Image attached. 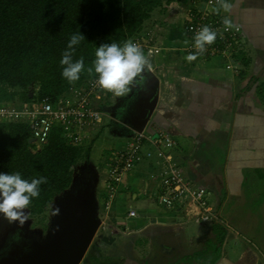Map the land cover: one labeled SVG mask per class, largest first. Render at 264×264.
Instances as JSON below:
<instances>
[{
    "label": "crops",
    "instance_id": "obj_1",
    "mask_svg": "<svg viewBox=\"0 0 264 264\" xmlns=\"http://www.w3.org/2000/svg\"><path fill=\"white\" fill-rule=\"evenodd\" d=\"M189 10L183 0L153 12L142 35L161 51L143 52L148 63L124 95L105 90L98 97L104 118L91 143L92 151L96 145L97 152L105 148L99 161L105 160L106 166L132 139L134 125L154 100L146 128L151 133L165 130L177 140L172 155L193 186L210 190L211 214L199 224L182 206L170 210L158 203L162 158L148 143L136 167L125 175L109 213L104 212L108 171L101 165L102 184L88 189L87 201L89 209L96 207L100 223L83 263L128 261L152 237L161 244L154 261L162 264H264V0H227L221 8L243 30L239 71L229 68L223 57L195 54L187 59L194 54L185 31ZM150 151L154 155L149 157ZM92 171L97 173V168ZM132 210L137 216L130 215ZM102 227L114 231L113 238L108 230L107 239L102 237ZM255 227L263 234L257 249L248 243Z\"/></svg>",
    "mask_w": 264,
    "mask_h": 264
},
{
    "label": "trees",
    "instance_id": "obj_2",
    "mask_svg": "<svg viewBox=\"0 0 264 264\" xmlns=\"http://www.w3.org/2000/svg\"><path fill=\"white\" fill-rule=\"evenodd\" d=\"M177 1L183 0H0V104L29 101L32 93L57 98L84 83L98 46L142 35L156 9ZM73 34L85 37L74 52L67 49ZM65 51L73 63L84 60L80 79L72 83L61 75ZM31 138L27 124L0 122V173L46 178L28 207L39 217L73 184L74 167L90 159L93 144L71 145L58 127L39 149Z\"/></svg>",
    "mask_w": 264,
    "mask_h": 264
},
{
    "label": "built area",
    "instance_id": "obj_3",
    "mask_svg": "<svg viewBox=\"0 0 264 264\" xmlns=\"http://www.w3.org/2000/svg\"><path fill=\"white\" fill-rule=\"evenodd\" d=\"M226 1L187 0L190 5L185 24V31L190 40L188 49L204 58H226L229 61L227 66L239 71L237 55L242 49L243 30L241 26L230 23L224 17L221 8ZM205 26L216 33V38L211 45H206L201 53L194 47V36ZM129 41L137 44L143 52L161 51L160 47L152 44L150 38L141 34ZM97 79L98 74L93 71L84 83L75 85L57 98L34 97L32 93V99L29 101L1 103L0 122L27 124L34 140L32 144L36 149L49 141L52 131L57 127L61 128L67 143L75 146L88 145L95 138L104 118V112L97 105V99L105 90L98 85ZM148 143L154 145L157 155L162 158V188L156 194L158 203L170 210L182 206L190 211L192 219L198 223L206 219L211 214V192L209 189L193 186L186 178L181 165L172 155L178 142L165 130L155 133L148 130L135 132L126 146L116 151L108 160L104 212L109 213L112 210L125 175L136 167L141 159L142 149ZM147 154L150 157L154 152ZM192 207L199 211L192 212ZM130 215L137 216V212L132 210Z\"/></svg>",
    "mask_w": 264,
    "mask_h": 264
},
{
    "label": "clouds",
    "instance_id": "obj_4",
    "mask_svg": "<svg viewBox=\"0 0 264 264\" xmlns=\"http://www.w3.org/2000/svg\"><path fill=\"white\" fill-rule=\"evenodd\" d=\"M216 38V33L207 26L203 27L194 36V47L198 52H203L206 45H211ZM85 39L82 34H73L68 41L67 49L72 50L73 45H79ZM195 54L188 55L189 61L195 59ZM148 63L142 49L132 41L123 45L117 43L102 44L95 50L93 67L87 71L98 74V85L115 95L121 96L129 91V85L135 77L142 72ZM60 64L63 67L61 75L69 83L80 79L84 70V60L80 58L74 63L68 51L62 53ZM45 177L33 178L31 180L22 177L20 172L0 173V213L9 223L18 222L23 226L28 217L24 209L28 208L33 198L40 195V185L46 183ZM59 208H52V215H57Z\"/></svg>",
    "mask_w": 264,
    "mask_h": 264
},
{
    "label": "rangeland",
    "instance_id": "obj_5",
    "mask_svg": "<svg viewBox=\"0 0 264 264\" xmlns=\"http://www.w3.org/2000/svg\"><path fill=\"white\" fill-rule=\"evenodd\" d=\"M97 105H101V101L98 99H97ZM99 147L100 145L99 146L96 145L95 147L96 150L94 149L93 150L94 152L92 151L95 157L94 163L92 164V168L93 169L97 168V173L92 171V168L90 167L91 161L84 160L83 162H80L78 165L74 167L73 184L70 186L69 189H67L64 193L61 194V199L62 198L65 199V196L67 194H71L70 198H73L72 196L74 195L73 193L75 192V190L74 192H71V193L69 192L76 186L84 185L88 189H91V188L93 190L96 188L99 189V187L102 184V171L103 170H101L102 169L101 165L103 166V169L106 167L105 160L99 161L100 159L99 153H102V151H105V148L102 149L100 152H97ZM90 171H92V175H90L91 174ZM96 201H97V197L95 196V199H94V195H93L92 203L96 204ZM55 203L53 202L48 207L47 211L39 217L38 216L33 217L30 214L29 208L24 209L23 211L25 215L28 217V219L24 222L23 226H20L18 222L9 223V221L4 217V215L0 213V264H39L41 255H43L42 257L45 260H47L48 258L53 259L54 256H49V255L53 254L55 248H59L60 244H63L64 238L62 236L59 237L58 235L57 236V238L59 237L57 239L58 242L54 241V243L52 244H47V245L45 244L48 240H50L49 237L52 235L57 225H58V228L60 229V226L62 225V223L64 222L63 220L65 219V215L62 218L60 212L57 215L51 214L52 208H56V205H54ZM95 208L91 209V211L94 212L92 216L93 218L98 219L99 214H98L97 209L96 211H94ZM85 219L86 218H84L83 220ZM201 222H199V224H201ZM64 228L65 226L63 225L61 227L62 231ZM21 229H23L24 231H22ZM255 229H256V232L254 236L250 237L248 235L249 240H250V242L248 243H250L254 249H257L255 248L257 247L256 242L259 239L260 235L262 236L263 234H262V231L259 230V228L255 227ZM75 231H76V227L72 229L71 235H70L71 237L69 236L70 238H72ZM105 231L108 232V238H113L114 231H111L110 228L106 229V227L101 228L102 237H105ZM148 238H149L148 240L143 242L140 245V247L136 249V251L134 252L135 254L133 255V258L129 259L128 261H122V263H120V259H119L118 261H116V264H162V263L154 261L156 260L155 256H158V251H160L161 244H159L158 242L156 243L154 239H151L152 237H148ZM252 241H253V244L251 243ZM66 243H69V242H66ZM63 248L62 250L64 251ZM63 251H59L61 252L59 256L62 254ZM60 259L61 257L56 258L55 264H59ZM83 260L82 262H80V264H86V263H83ZM194 262H197V261H194ZM198 263L200 262H197V264ZM108 264H113V263L108 262ZM173 264H178V263L174 262Z\"/></svg>",
    "mask_w": 264,
    "mask_h": 264
},
{
    "label": "water",
    "instance_id": "obj_6",
    "mask_svg": "<svg viewBox=\"0 0 264 264\" xmlns=\"http://www.w3.org/2000/svg\"><path fill=\"white\" fill-rule=\"evenodd\" d=\"M154 106L155 104L153 100L152 103H150V105L146 107V116L139 123L134 125L135 132H142L147 130L146 126L149 119L151 118ZM30 143H34V140L32 138L30 139ZM76 188L77 190H75ZM71 192H74V195L72 196L73 198H70L71 194H67L65 196V199H62L60 201V204L56 205V208H59V212L61 213L62 218L65 215V219H62L64 222L60 226V229L57 225L56 229L49 237L50 240H48L45 245L52 244L54 243V241L58 242L57 239L61 236L64 238L63 244H60V247L55 248L53 254L49 255L54 256L53 259L48 258L47 260H45L42 257L43 255H41L39 264H55L56 258L58 257H61L59 264H80L95 234L96 228L100 223V220L93 218L91 209L87 207V201L90 202L89 198L91 197V193L88 191V188H86V186L84 185L76 186ZM84 218L86 219L83 220ZM63 225L65 226V228L62 231L61 227ZM74 227H76V231L72 238H70L71 231ZM58 235L59 237L57 238ZM62 248L64 249V251L62 250ZM59 251H63L60 256L59 254L61 252Z\"/></svg>",
    "mask_w": 264,
    "mask_h": 264
}]
</instances>
